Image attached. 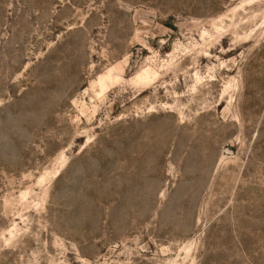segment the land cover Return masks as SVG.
<instances>
[{
    "label": "rangeland",
    "instance_id": "374dc122",
    "mask_svg": "<svg viewBox=\"0 0 264 264\" xmlns=\"http://www.w3.org/2000/svg\"><path fill=\"white\" fill-rule=\"evenodd\" d=\"M0 264H264V0H0Z\"/></svg>",
    "mask_w": 264,
    "mask_h": 264
}]
</instances>
